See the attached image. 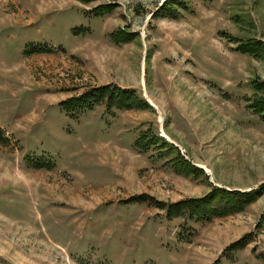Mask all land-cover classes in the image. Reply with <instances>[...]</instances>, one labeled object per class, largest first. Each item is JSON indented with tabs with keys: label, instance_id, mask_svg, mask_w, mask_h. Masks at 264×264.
<instances>
[{
	"label": "rangeland",
	"instance_id": "rangeland-1",
	"mask_svg": "<svg viewBox=\"0 0 264 264\" xmlns=\"http://www.w3.org/2000/svg\"><path fill=\"white\" fill-rule=\"evenodd\" d=\"M164 1L0 0V264H264V192L198 221L129 200L264 182V52L236 47L264 40V0ZM102 84L151 108L60 105Z\"/></svg>",
	"mask_w": 264,
	"mask_h": 264
},
{
	"label": "trees",
	"instance_id": "trees-1",
	"mask_svg": "<svg viewBox=\"0 0 264 264\" xmlns=\"http://www.w3.org/2000/svg\"><path fill=\"white\" fill-rule=\"evenodd\" d=\"M186 4L181 0H165L164 3L159 5L153 12L152 16L157 17H170L172 19H178L181 16L179 8L186 10ZM113 7L110 4H104L99 6L98 10L110 11ZM121 31V32H120ZM118 36H123L119 40H125L124 36L128 39H132L136 33L124 32L120 30ZM119 38V37H117ZM120 42V41H119ZM237 49L243 53H247L253 56H261L264 52V40L250 39L241 41L237 46ZM34 50L46 49L44 46H32ZM106 100L107 110L113 108H151V105L136 95L135 89L128 87L112 86L109 84H102L93 86L77 96L70 97L65 101H62L60 105L67 109H79L84 110L92 108L96 103ZM253 106L260 112H264V94L255 97L253 100ZM154 138V137H152ZM149 140H153V139ZM156 139V138H155ZM155 139L153 142H156ZM150 142V141H149ZM43 158V156H42ZM182 162L188 163L192 169H197L186 159L179 157L175 160L174 164H179V171L183 174H189L191 169L183 167ZM37 165H47L51 167L54 165L52 161H34ZM264 192V182L258 184L257 187L248 190L229 189L225 187L212 186V188L206 193L195 196L187 197L175 202L166 203L164 201L155 200L148 195H133L129 200L148 201L155 207L165 210L167 219H173L176 217H186L189 219L209 220L214 216H223L232 212L242 211L248 204L259 197ZM139 198V199H137ZM264 217V213L262 215ZM251 233H246L237 240L231 242L224 247L222 253H231L246 246L249 242Z\"/></svg>",
	"mask_w": 264,
	"mask_h": 264
}]
</instances>
